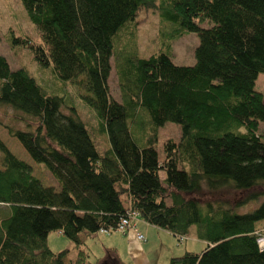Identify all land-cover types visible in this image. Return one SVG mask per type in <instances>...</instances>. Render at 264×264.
<instances>
[{"label": "trees", "instance_id": "1", "mask_svg": "<svg viewBox=\"0 0 264 264\" xmlns=\"http://www.w3.org/2000/svg\"><path fill=\"white\" fill-rule=\"evenodd\" d=\"M19 1L42 44L25 37L11 45L83 92L110 148L100 155L73 106L0 56V107L11 109L13 121L4 128L58 186H43L0 140V204L7 207L0 264H65L67 252L47 246L52 231L77 251L70 264H98L81 236L115 229L129 209L179 240L194 231L205 244L173 264H264V201L240 213L225 201L191 197L203 189L246 191L236 207L264 197V101L254 89L264 74V0ZM140 9L172 25L165 52L146 59L137 56ZM205 21L212 26L200 27ZM185 33L198 37L192 66L175 65L169 54ZM111 71L119 101L109 92ZM166 123L181 135L164 142L159 162L157 133Z\"/></svg>", "mask_w": 264, "mask_h": 264}, {"label": "rangeland", "instance_id": "2", "mask_svg": "<svg viewBox=\"0 0 264 264\" xmlns=\"http://www.w3.org/2000/svg\"><path fill=\"white\" fill-rule=\"evenodd\" d=\"M135 23L138 58L146 59L161 50L165 52L166 46L170 42L168 36L172 30L171 24L160 21L154 9H140ZM210 26L212 23L209 21L200 25L202 28H209ZM25 37L31 39L35 44H42L39 31L27 18L20 1L0 0V56L5 58L11 70L26 69L50 93L63 97L65 106H73L76 109L97 152L102 155L108 151L110 146L107 135L102 130L94 110L81 99L80 94L83 92L71 83L60 81L57 77L52 76L51 68L38 66L29 49L11 45L13 38ZM197 45L198 37L195 33H185L182 37L173 40L168 48L172 62L179 66H192L194 64L193 53ZM108 88L111 97L119 101L120 91L113 71H111L108 80ZM254 89L263 95L264 101V74L257 76ZM11 115V109L0 107V140L14 157L30 166L32 176L36 177L43 186L58 190L57 183L44 166L35 163L21 144L8 135L4 124H13ZM15 125L18 129H24L21 124L15 123ZM259 134L264 136V125L260 126ZM180 135V127L173 123H166L158 129L155 150L159 162L163 160L164 142L168 139L178 141ZM163 175L160 173V177ZM246 194V191L230 189L209 193L203 189L198 196L191 197L214 202L225 201L240 213L257 208L264 201V197H259L257 200L248 203H240L236 207V200L242 201ZM6 212L7 207L0 204V216ZM138 223H140L138 227L145 237L143 242L137 241L132 233L126 235L122 233L109 235L97 233L92 235L93 237L83 236V249L89 254L90 262H97L98 264H173L171 259L181 257L186 252L200 253L205 247L202 241L195 238L194 231L188 237L179 240L167 232L146 224L141 219ZM259 233L264 235L263 230ZM258 243L260 247H264V237L260 238ZM47 246L53 252L66 251L65 264H70L76 256L77 251L72 242L60 232L52 231L47 235Z\"/></svg>", "mask_w": 264, "mask_h": 264}, {"label": "built area", "instance_id": "3", "mask_svg": "<svg viewBox=\"0 0 264 264\" xmlns=\"http://www.w3.org/2000/svg\"><path fill=\"white\" fill-rule=\"evenodd\" d=\"M139 214L136 211L128 210L126 215L120 219L115 229L112 230H100V233L110 234L112 232H118L122 234L134 233L135 239L139 242L144 240V236L138 232L137 224L139 222Z\"/></svg>", "mask_w": 264, "mask_h": 264}, {"label": "crops", "instance_id": "4", "mask_svg": "<svg viewBox=\"0 0 264 264\" xmlns=\"http://www.w3.org/2000/svg\"><path fill=\"white\" fill-rule=\"evenodd\" d=\"M140 223H138L137 224V228H138V232L141 234V235H143L142 233H141V230L139 229V227H138V225H139ZM147 224V223H146ZM112 233H117V232H112ZM112 233H110V234H112ZM109 235V234H108ZM132 235H134V233H132ZM94 236V235H93ZM92 236V237H93ZM144 236V235H143ZM81 238H83V236H81ZM143 241H145V237H144V240ZM143 241H141V242H143ZM142 246V245H141Z\"/></svg>", "mask_w": 264, "mask_h": 264}]
</instances>
